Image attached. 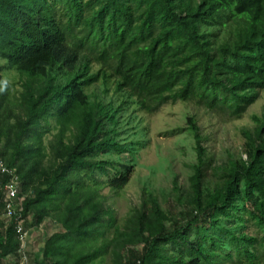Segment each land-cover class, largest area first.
Wrapping results in <instances>:
<instances>
[{"label":"trees","instance_id":"16d2710c","mask_svg":"<svg viewBox=\"0 0 264 264\" xmlns=\"http://www.w3.org/2000/svg\"><path fill=\"white\" fill-rule=\"evenodd\" d=\"M0 60L23 89L16 112L0 76V158L17 169L18 199L26 196L10 222L0 221V264L19 256L20 217L33 213L41 224L51 212L65 233L46 241L38 264H93L111 249L113 264H264V112L243 132L246 158L212 169L213 185L205 182L211 161L201 130L189 120L198 163L188 199L180 198L190 208L184 221L152 199L153 208L144 203L121 230L98 194L101 182L126 188L143 148L120 140L126 106L153 114L194 102L239 120L259 100L264 0H0ZM99 83L105 94L114 85L119 107L89 94ZM54 129V163L45 168L44 141ZM7 181L0 176V215Z\"/></svg>","mask_w":264,"mask_h":264},{"label":"rangeland","instance_id":"374dc122","mask_svg":"<svg viewBox=\"0 0 264 264\" xmlns=\"http://www.w3.org/2000/svg\"><path fill=\"white\" fill-rule=\"evenodd\" d=\"M5 63L0 60V76L2 90L9 91L10 108L18 112V97L23 91L19 76L15 72H3ZM102 83L92 86L89 94L98 95L105 103H114L119 107L122 98L116 94L113 84H110L108 94L103 93ZM1 90V89H0ZM93 98V97H92ZM125 100V99H124ZM264 112V93L259 100L250 106L242 119L231 120L207 111L194 102H177L164 106L153 114L141 111L135 104L126 106L120 113V140L124 143L141 141L143 148L136 150V156L131 159L132 174L130 183L123 190H113L100 183L99 198H104L106 205L113 211L117 226L123 230L127 221L140 209L144 203L152 207V199L156 200L162 211L172 221H184L190 213V208L180 203V198L186 201L190 193V179L194 174V166L198 163L195 134L190 129L189 120L195 119L201 130L203 147L207 150V158L211 165L207 168L205 182L214 184L213 170L225 164L230 156L235 158L245 155L244 131L254 130V117H261ZM6 112H0L2 121ZM14 119L6 123L12 124ZM2 126V125H1ZM3 127V128H4ZM58 129H54L45 137V161L48 168L53 164V145L58 142ZM136 133V134H135ZM72 140L71 133L66 135V143ZM4 142L1 145L3 150ZM112 160L120 161L117 157ZM101 181H104L101 179ZM176 187L180 190L177 191ZM1 190V188H0ZM26 196L17 200V209L21 211ZM153 208V207H152ZM0 221L7 224L9 219L0 215ZM169 225V224H168ZM24 227L29 231L25 247L28 264H38L42 261L46 241L54 234L65 233L55 212L44 219L41 224L35 222V216L30 213ZM246 233L255 235V229L248 227ZM115 238L112 232L108 235ZM112 252V249H111ZM111 252L93 264H113ZM19 256H9L4 264H20Z\"/></svg>","mask_w":264,"mask_h":264},{"label":"built area","instance_id":"2783aa9c","mask_svg":"<svg viewBox=\"0 0 264 264\" xmlns=\"http://www.w3.org/2000/svg\"><path fill=\"white\" fill-rule=\"evenodd\" d=\"M0 176L7 177L8 181L3 187L4 190V202L5 210L4 215L11 221L15 214H18L17 209V199L22 189V184L20 177L17 173L16 168H10L1 158H0ZM20 217V216H19ZM25 220L20 217L17 226V232L19 234L20 241V264H28L26 258L25 247L27 245V240L29 238V231L24 227Z\"/></svg>","mask_w":264,"mask_h":264}]
</instances>
